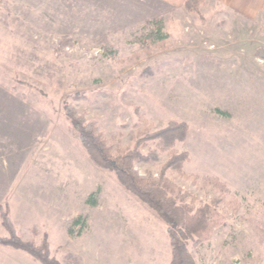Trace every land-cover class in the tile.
Returning <instances> with one entry per match:
<instances>
[{"label":"rangeland","instance_id":"374dc122","mask_svg":"<svg viewBox=\"0 0 264 264\" xmlns=\"http://www.w3.org/2000/svg\"><path fill=\"white\" fill-rule=\"evenodd\" d=\"M71 115L210 217L186 243L194 264H264V12L0 0V233L44 264H91L92 246L111 264L167 262L164 221L93 161Z\"/></svg>","mask_w":264,"mask_h":264},{"label":"trees","instance_id":"16d2710c","mask_svg":"<svg viewBox=\"0 0 264 264\" xmlns=\"http://www.w3.org/2000/svg\"><path fill=\"white\" fill-rule=\"evenodd\" d=\"M156 22L159 24L153 36L162 39L165 34L160 32L161 20L158 19ZM70 118L93 161L99 166L113 169L119 181L152 208L164 221L171 250L169 264H194L186 243L188 240L198 242L205 236L212 224L210 217L201 210L192 212L185 204H176L173 198L167 195L164 188L153 178L141 176L133 170L130 156L111 157L108 148L97 136L92 137L85 131V126H81L72 115ZM170 129L167 128V131ZM3 222L8 225L6 217H3ZM0 242L22 248L43 264L45 262L40 256L38 248L34 245H27V242L22 241L17 233H9V237L0 238ZM72 258L75 262L79 261V258L75 256Z\"/></svg>","mask_w":264,"mask_h":264},{"label":"crops","instance_id":"0c3cea01","mask_svg":"<svg viewBox=\"0 0 264 264\" xmlns=\"http://www.w3.org/2000/svg\"><path fill=\"white\" fill-rule=\"evenodd\" d=\"M163 1L171 6H180L184 2V0H163ZM217 1L233 9L237 13H243L249 17L257 15L260 12H264V0H217ZM5 237L6 238L9 237V233H0V238H5ZM91 250H92L91 253L96 255L95 256L96 260L95 261L93 260V262L91 261L92 262L91 264H111L110 262H103L101 260L100 247L92 246ZM170 258L166 262V259H163L161 257L160 260L151 262L149 264H169ZM0 264H41V262L35 259L34 257H32L26 250L22 248H18L10 244H5L0 242ZM114 264H144V263L119 261V262H114Z\"/></svg>","mask_w":264,"mask_h":264}]
</instances>
